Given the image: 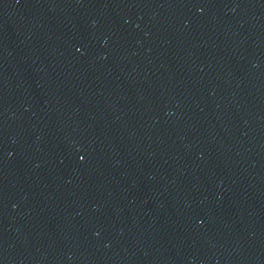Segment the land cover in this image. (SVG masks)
I'll list each match as a JSON object with an SVG mask.
<instances>
[{
  "label": "water",
  "instance_id": "95a60500",
  "mask_svg": "<svg viewBox=\"0 0 264 264\" xmlns=\"http://www.w3.org/2000/svg\"><path fill=\"white\" fill-rule=\"evenodd\" d=\"M0 264H264V0H0Z\"/></svg>",
  "mask_w": 264,
  "mask_h": 264
}]
</instances>
